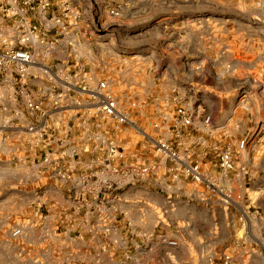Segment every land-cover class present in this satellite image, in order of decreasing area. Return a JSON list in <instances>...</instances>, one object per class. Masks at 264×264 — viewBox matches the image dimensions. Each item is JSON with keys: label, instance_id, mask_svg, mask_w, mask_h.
<instances>
[{"label": "rangeland", "instance_id": "rangeland-1", "mask_svg": "<svg viewBox=\"0 0 264 264\" xmlns=\"http://www.w3.org/2000/svg\"><path fill=\"white\" fill-rule=\"evenodd\" d=\"M98 1L102 0L83 1L81 5L83 11L80 9L81 11L77 13V42L67 45L64 39L59 46V53L63 56L58 60L49 61L51 64L47 61L46 65L59 70L56 80L62 88L57 91V94L63 105L75 94L72 88L66 89L64 85L75 84L76 79L83 78L92 87L97 81L106 79L108 89L117 102V107L126 113L130 121L118 124L112 119L102 120L96 115L95 109L88 104L87 95L80 93L78 100L89 111V116L93 121L92 129H88L90 127L85 120L82 122L80 131L86 134L83 139H79L78 146L80 147L73 157L74 161H71L70 156L61 158L60 162L63 167L65 163V168L72 167L74 172L83 176L88 173L89 169H92L91 157L101 154L102 150L95 138L99 131L101 134V127L98 126L101 122L104 126L102 133L124 151V161L128 163H148L159 159V156L155 155L151 140L143 136L145 132L168 138L169 143L185 161L197 165L198 160L197 167L200 170H204L202 169L204 164L206 168L213 164L215 158L213 154L204 157L196 156V153L187 155L188 147L190 148V145H187L188 137L184 135L187 130L184 131L182 139H179L173 132L164 133L166 129L162 131L152 126V122L160 111L166 108L172 110L175 105L172 102L175 95H178L182 101H188L183 100L186 98L179 95L176 85H171L173 82L169 72L173 67L181 73L183 71L181 65L189 61L185 54L188 48L180 38L185 28L179 26L191 18L212 21L207 29L212 35L205 43L210 55L200 65L205 69V81H209L207 70L218 72L219 77L212 73L210 83L227 90L226 93H220L218 96L213 91L203 92V95H206L211 102L209 105L211 121L217 119L219 122L220 120L224 131L232 133L223 137L221 146H229L233 150L234 163L236 164L237 161L238 165H243L251 158V151L258 149L260 152L264 149V135L259 140L261 132L252 142L249 140L244 149L236 148L237 141L245 136L249 137L253 132L255 121L260 115L258 95L256 92L252 94L253 99L248 103L249 105L247 104L249 110H243L240 107L235 109L232 101L240 86L247 82L244 80L248 75L260 78L264 72V54L262 53L264 49V0H137V26L130 28L120 22L126 15L120 9L118 14L110 11L109 17L107 13L97 12L95 8ZM170 4L184 7L179 8L173 15L179 23L175 24V27L158 26L156 21L166 15L165 9ZM215 5H220L224 9L209 8ZM197 7L209 9L197 11ZM246 10L252 12V15L246 16ZM246 19L251 21L249 25L252 26L250 29L254 37L248 49L245 39L239 37L245 32L244 26L237 28L235 25V22L240 25ZM196 29V27L193 28L195 31ZM89 31L95 39L89 40L87 36ZM46 42V54H48L54 45H51L48 40ZM210 44L214 45L212 49L208 46ZM227 63L230 64L229 71L221 74L223 65ZM2 116L3 114L0 113V120ZM17 119L23 122L21 115ZM69 126L72 127V123ZM70 131L68 130V133ZM199 131L198 133H202V130ZM256 137H258L257 141ZM69 142L76 145L74 140ZM192 144L197 146L200 142L193 141ZM4 147V141H0V156L2 159H11V153L10 156L3 153ZM16 155L18 158L12 156L13 163L22 166L20 169L28 166V170L24 168L25 172L27 171L31 178L36 176L37 171L30 161L28 163L25 161L23 152L19 151ZM113 164L123 165L121 162ZM2 166H5V163ZM112 173V171L104 173L99 171L98 176L106 177L110 181L119 179ZM161 174L162 170H159V179ZM213 175L218 182L219 191H215L213 187L208 189L203 183H195L194 186L198 185V190L205 189L208 193H214L221 199L222 204H202L200 200L196 203L197 200L193 198L187 204L163 202L158 205H148L125 202L124 209L129 217L138 221L141 215H145V218L141 219L144 225L159 220L164 228L167 225V215L170 219L179 220L177 224L180 225L189 223L191 226V223L198 218L206 219L204 223L207 227L209 226L208 215H212L224 227H229L230 231L211 233L209 231H182L174 236V239L182 246V254L193 259V263L199 264L202 262V256L209 250L216 252L225 250L236 259L237 264H264V198L256 196L258 192L246 189L244 177L228 179V177L219 176V169ZM112 199L111 197L108 204L110 215L115 213V207L119 204ZM43 223L44 227H42ZM0 227L9 229L6 235L0 234V264H21L24 260L26 264H35L36 261H40L41 264H86L85 252L77 255L75 251L55 250L53 247L55 237L49 236L47 231L67 230L61 226L54 228L53 221L49 218L39 220L32 214L29 217H14L11 220L3 218ZM15 228L19 229L17 235L12 234ZM132 230V228L128 229V231ZM33 231H46L47 235L34 236ZM25 237L31 243L41 240V246L30 249L28 252L13 251V247H22V239ZM119 241L120 247L112 250L111 260L108 254H102L100 251L94 256L100 260L102 255H107L108 264H137V236L127 232L126 235L120 237ZM96 264H101V262Z\"/></svg>", "mask_w": 264, "mask_h": 264}, {"label": "crops", "instance_id": "crops-1", "mask_svg": "<svg viewBox=\"0 0 264 264\" xmlns=\"http://www.w3.org/2000/svg\"><path fill=\"white\" fill-rule=\"evenodd\" d=\"M83 1L84 0H69L70 4L73 6V12L78 13L82 10L81 5ZM96 5L97 7L95 10L97 12L107 13L108 17L110 16V10L117 6L121 12L126 14L120 22L124 23L127 28L137 26V0H102L98 1ZM179 8L184 7L171 4L168 5L165 9L166 15L160 17L156 21V24L158 26L167 27V25L174 26L179 23V20L173 17L174 13H176ZM209 8L217 10L224 9V7L220 5L209 6ZM209 8L203 7V9H201L197 7V11H205V9ZM246 13V16L252 15V12L250 13L248 10H246ZM211 22V20H195L191 18L179 26L185 28L180 38L188 48L185 54L189 61L186 63L187 65H181L183 68L181 73L173 67L169 72L173 82L171 85H176V90L180 93L179 95L181 97L189 99L192 96H196L199 100L202 99L208 106L211 102L206 95H203V92L213 91L217 96L220 93L227 92V90L218 87L219 85H212V83H210L212 82L213 76L210 70L211 73L208 74V82L205 81L206 77L204 74L195 70L196 66L199 63H203L210 55L205 43L210 35H212L211 31L207 30ZM250 22L249 19H246V21L242 22L240 25L235 22L237 28L243 26L245 28V32L241 33L239 37L245 39L244 41L247 43V49L254 39L252 29H250L252 26L249 25ZM194 27L197 28L196 31L193 30ZM76 29H78V25L73 27L70 26L67 33L58 37L52 33H48L47 40L51 45H54V47L50 48L48 54H45V57L42 58L45 64L47 61L51 64L49 61L58 60L63 56L59 53V46L63 43L62 41L64 39L67 45H72V42H77L76 37L78 36L76 34ZM236 32H238V30ZM92 35V32L89 31L87 34L89 40L95 39ZM66 37H69L71 40L69 38L66 39ZM208 46H210L211 49L214 47V45L211 44ZM262 53L264 54V49ZM51 69L55 79L48 74L42 73L40 69L29 77L30 84L34 88L46 92L42 99V111L44 112L42 118L43 133L45 136L44 146H42L41 141L36 146V148H38L37 153L40 155L51 150V155L53 157L65 158L66 156H70L72 161L74 156L70 155V151L75 149V151L78 152L80 147V145L78 146L79 139H83V136L86 134L80 131L82 122L85 120L90 127L88 129L91 130L93 121L88 117L89 113L87 109L78 100L79 92H74L75 94L71 100L66 101L64 105L62 102L55 103V96L53 93L61 89L62 86L56 80L59 76V70L55 67ZM252 97L253 96H251L249 103L252 101ZM13 108L14 107L11 106L8 100V92L5 91V94L0 95V113L3 114L0 120V122L2 121V123H0V141H4L5 143L3 153L7 156H10L11 153L13 156L21 151L24 154L25 161L28 163L34 154L29 147L28 134L23 131L12 129L6 124L9 113ZM71 123L73 125L72 127L69 126ZM68 130H71L70 133H68ZM198 132H200L199 129L190 128L187 129V133L184 134L189 140L187 145H190V148L188 147L187 150V155L190 156V154L196 153V156L204 157L205 155L210 156L213 154L215 157L213 164L208 168L204 167L206 166L205 164L202 165V169H207V171L213 175L218 169L217 157L214 154L213 147L215 145L221 146L220 143L223 137L232 133L225 132L224 128L211 131L210 134L204 131H201L202 133ZM261 133L259 140L264 135V129ZM71 140H74L76 145L69 142ZM193 141L200 142V144L197 146L196 144L193 145ZM250 155L251 158H249L246 163H243V165H238L236 161L233 169L228 171L227 177L228 179L244 177L246 179V189L258 192L256 196L264 198V149L260 152L258 149L253 150ZM12 156L11 159H2L0 156V222L3 218L5 220H11L14 217H29L31 214L38 217L39 220L49 218L53 221L54 228L61 226L67 230L47 231L49 236L55 237L53 243L55 250L75 251L77 255L85 252L84 257L86 259V264H90V262L91 264H96L99 261L101 264H108L107 255H102L99 260L94 254L100 251L102 254H108L111 260L110 255L113 254L112 250H116V247H119V244H116L117 242L113 240H119L120 237L126 235L127 232L128 234L130 233L137 236V234L142 235L152 230L178 231L174 234V236H177L182 231H209V233L213 231H230L229 227H224L223 224L216 220L215 217L213 218L212 215H208V227L205 226L204 223L206 219L200 218L193 221V223L190 222L192 224L190 226L189 223L185 225L177 224L179 220L170 219L167 215V225L164 228L163 225L159 223V220H156V222L152 224L144 225L141 219L145 218V215H141L139 221L129 217L123 206L126 204L125 202L148 205H158L163 202L167 204H187L191 199L195 198L197 200L196 203L200 200L202 204H222L220 202L221 199H219L217 195L208 193L205 189L198 190V185L195 187V183H192L188 179H182L178 182H169L168 175L164 169H162V172L163 174L165 173V176L163 177L162 174L160 177H163V179L160 181L156 173L155 176H151L148 182L125 183L113 190H109L104 186L98 188L99 182L97 181H86L84 184L80 185H74L70 180L62 181L56 177L52 169L53 166L51 165L48 169L36 173V176L31 178L24 169L26 168V170H28V166L20 169L22 166L13 163ZM71 161L69 160L70 163ZM3 162L5 166H2L4 164ZM197 162L199 163L198 160ZM60 166L65 168V163L63 167V164L60 162ZM241 167L244 168V170H242ZM65 169H72L73 175L76 173L73 168ZM94 169L95 167L87 170L90 171ZM158 182H160V185H157ZM250 196L253 197L254 195ZM111 197L113 198L112 200H115L117 203L119 202L115 207V213L112 215H110L108 208ZM42 227H44V223ZM129 228L133 230L128 231ZM8 231V228L4 229L0 227V234L6 235ZM45 232L46 231H33L32 235H47ZM137 238L139 239L140 237L137 236ZM22 240V247H13V251L20 250L22 252H28L30 249L39 248V246H41V240L32 241V243L27 240L26 237ZM24 261H22L21 264H26ZM35 264L41 263L40 261H36Z\"/></svg>", "mask_w": 264, "mask_h": 264}, {"label": "built area", "instance_id": "built-area-1", "mask_svg": "<svg viewBox=\"0 0 264 264\" xmlns=\"http://www.w3.org/2000/svg\"><path fill=\"white\" fill-rule=\"evenodd\" d=\"M72 8L68 0H0V95L7 91L9 103L14 107L9 113L6 124L12 129L28 134L29 147L34 153L30 162L37 173L48 169L51 165L56 177L62 181L70 180L74 185L84 184L86 181H97L99 182L98 188L104 186L113 190L125 183L148 182L151 176H155L156 173L158 175L159 170L164 169L169 182L188 179L192 183H203L208 189L213 187L215 191H219L215 175L200 170L197 165L185 161L169 143L168 138H164L163 135L159 137V135L143 132V136L151 140L155 155L159 156L158 160H151L148 163L137 162V164L124 161V151L102 133L103 122L98 124L101 127V134L99 131L95 135L97 145H101L102 148L101 154L91 157L90 165L95 169L88 171L85 176L77 173L73 175L72 169L62 168L59 160L63 157H53L51 150L40 155L37 153L36 146L41 141L44 146L42 99L46 92L34 88L30 84L29 77L40 69L42 73L55 79L52 69L42 59L46 54V39L48 33L58 37L67 33L70 26H77V12H73ZM110 11L113 14L120 12L119 8H113ZM200 64L195 70L204 74V67ZM229 69V63L223 65L221 74L228 72ZM207 71L208 74L211 73ZM212 73L218 77L220 75L218 72ZM76 80L75 84L68 83L64 87L72 88L74 92L85 93L88 104L95 109L99 118L112 119L118 124L130 121L126 113L117 107V102L108 89L106 79L97 81L92 87L86 79ZM244 81L247 82L240 86L232 98L234 107L249 110V100L256 92L260 101V116L255 121L252 134L237 141L238 150L244 149L247 142L249 140L252 142L255 136L264 129V72L260 78L248 75ZM57 91L59 90L53 93L55 103L62 102ZM183 100L188 101H182L178 95H175L172 101L175 105L172 110L166 108L160 111L152 122V126L162 131L166 129L164 133L173 132L179 139H182L184 131L190 128L202 130L207 134L222 128L220 120L219 122L217 119L211 121L209 106L202 99L199 100L196 96H192ZM87 112L89 113L88 110ZM19 115L23 118L22 123L17 119ZM257 140L258 137H256ZM213 149L217 157L219 176L227 177L228 171L235 166L233 150L229 146L219 145H215ZM76 153L75 150L70 151L71 156H75ZM13 156L18 158L17 155ZM35 157H37L36 160ZM114 162H121L123 165L116 166ZM241 169L244 170L242 167ZM99 171L101 173L112 171V174L118 176L119 179L110 181L106 177L98 176ZM163 177L158 180L160 181ZM157 185H160V182ZM177 232L152 230L142 235L137 234L140 237L137 238V264H142V262L143 264H195L193 259L182 254V246L174 239V234ZM18 233V228L12 230L13 235ZM113 241L117 242L116 244L120 247L118 239ZM199 264H237V261L225 250L220 252L209 250L202 256V262Z\"/></svg>", "mask_w": 264, "mask_h": 264}]
</instances>
